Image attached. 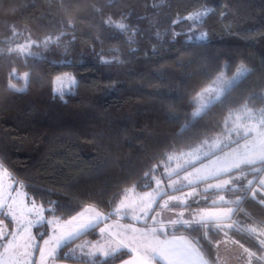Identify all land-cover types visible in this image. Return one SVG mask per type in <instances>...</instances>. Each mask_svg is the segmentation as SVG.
Masks as SVG:
<instances>
[{"label":"trees","instance_id":"obj_1","mask_svg":"<svg viewBox=\"0 0 264 264\" xmlns=\"http://www.w3.org/2000/svg\"><path fill=\"white\" fill-rule=\"evenodd\" d=\"M206 9L193 32L187 20L173 24ZM109 17L126 29L109 25ZM199 32L206 33L203 41L189 40ZM61 33L59 45L45 47L46 38ZM13 36L36 44L27 59L0 51V160L15 181L28 186V198L45 208L59 204L75 214L71 210H80L77 205L112 199L118 188L150 191L156 179L165 183L171 178L163 173L169 155L221 136L230 113L264 110V0H0V41ZM241 64L249 71L192 118L189 100L221 71L231 76ZM25 72L30 73L27 82L20 76ZM65 74L74 85L61 98L54 82ZM172 81L176 87L171 91ZM10 82L25 91L10 89ZM262 175L245 168L233 191L202 192L203 199L190 197L187 207L178 208L233 207L223 231L213 228L211 244L201 240L203 247L197 246L210 263H216V243L227 236L257 253L254 264H264L258 238L247 230L250 225L264 229V205L241 187L252 178L258 187ZM214 180L170 193L200 192ZM219 195L228 203L212 205ZM46 230L43 224L34 227L38 242ZM201 234L183 232L188 240H200ZM98 238L95 229L76 243ZM122 251V258L130 255ZM59 261L90 264L91 258ZM119 262L113 258L109 264Z\"/></svg>","mask_w":264,"mask_h":264},{"label":"snow or ice","instance_id":"obj_2","mask_svg":"<svg viewBox=\"0 0 264 264\" xmlns=\"http://www.w3.org/2000/svg\"><path fill=\"white\" fill-rule=\"evenodd\" d=\"M204 15L206 12L190 13L186 17H180L173 21V24H182L187 20L192 21V24L195 25ZM107 23L121 30L126 29V25L122 21L114 22L111 17ZM63 36L64 33L56 36L55 39L48 37L43 41V44L45 47L49 44L59 45ZM197 39L203 41L205 35L202 33ZM34 44L35 42L32 41L28 45H17L15 51L23 55L25 59L33 57L34 54L31 51H25V48ZM10 51L12 50L10 49ZM113 62L118 61L102 60V63ZM248 71L249 69L243 64L236 68L235 74L231 78H224V73L221 71L215 79L211 80L212 85L219 84V87H206L203 91L215 94V98L219 100ZM10 75L14 76L15 73ZM29 77L30 73L25 72L23 78L26 82ZM209 77L211 78V74ZM60 79V77L57 78V80ZM9 88L16 92L25 91V88H17L11 82ZM54 91L62 98L63 93L60 89ZM201 95L203 93L190 99L188 106L193 107ZM201 111L202 108L197 109L191 113V116H199ZM173 119H179V117L174 116ZM185 119L188 117L185 116ZM253 134L254 138L249 142L248 137ZM243 139L245 140L243 145L236 142L237 146L232 149L229 161L219 163L212 171L201 173L200 169L195 170L196 180L215 179L217 181L215 184L209 183L205 192L208 190H214L217 193L233 191L231 186L243 178L245 168L250 169L253 173H264V119L260 121L259 130L248 129ZM233 171L240 175L233 176ZM192 175L193 173L189 172L184 177L188 181V185L194 183L192 179H189ZM4 176L19 184V188H14L13 184L3 180ZM225 176L228 178L224 179ZM155 183V189L141 192L136 199H129L128 191L118 188L112 199L98 198L94 204L77 205L80 210L73 208L71 211L75 214H70L65 212L59 204L45 208L44 204H38L34 197L29 199V193L24 191L28 186L21 181H15L4 162L0 160V211H2V216H0V264H57V261L61 259L80 260L81 257L91 258L90 264H101V260L103 264H109L110 259L113 258L120 259V264H207L197 246L201 245V240L211 244L209 233L213 228L217 233L223 231L221 225L228 218L232 209H198L189 213L188 218H185L184 211H179L174 216L165 215L162 217L161 214L165 210L174 212L177 204L187 207L186 198L167 195L160 187L161 181L156 179ZM176 183L177 181L170 180L169 186H174ZM247 184L248 187L241 186L244 192L251 193L253 200H258L259 204L264 205V178L259 179L258 187L253 186L252 180H248ZM121 192H123L122 198H120ZM162 193L167 195V199H163ZM187 195L192 196L194 193ZM157 197H161L163 202L158 204ZM240 198L242 197H238V199ZM88 199L92 200L93 197L89 196ZM218 200L221 203H228L224 195H219ZM211 203L216 205L217 200L212 199ZM153 205H157L159 211L154 209ZM104 208L112 210L104 211ZM46 212L49 213L47 218L45 217ZM122 213L124 215L131 213V219L143 222L144 226L108 223L113 216L122 218ZM150 213L153 214L150 215ZM4 217L11 218V225L5 222ZM149 220L151 224L148 223ZM37 224H43L47 229L39 233L42 244L37 241L36 235L32 232ZM227 227L230 228L231 225H227ZM120 228L124 230L123 233L114 230ZM95 229H98V235L101 238L107 236V240L104 242L88 240L76 243L77 240ZM184 231H188L190 235L202 233L200 240H188L183 235ZM256 231V228L251 229L253 234ZM177 232H181V235L178 236ZM260 236L264 237V230L260 232ZM233 243L239 244L248 257L247 264H252V260L257 258V253L249 247H245L244 243L240 241ZM201 247L203 246L201 245ZM64 249L67 251H63ZM125 249L131 253L129 258H122L126 255L122 251ZM258 250L264 252V238L258 239ZM37 253L38 259L35 258Z\"/></svg>","mask_w":264,"mask_h":264},{"label":"rangeland","instance_id":"obj_3","mask_svg":"<svg viewBox=\"0 0 264 264\" xmlns=\"http://www.w3.org/2000/svg\"><path fill=\"white\" fill-rule=\"evenodd\" d=\"M198 12H206V15H207L209 10L206 9V10H201ZM195 13L196 12L191 13V14H195ZM206 15H204L202 17V19ZM201 20L198 21L196 24L201 22ZM189 22L191 24V29L189 30V32H193V30H195L196 24L193 25L192 21H189ZM202 33L205 35V38H206V33L199 32V33H195L194 35H190L189 40H198L197 37L200 36ZM30 42H32V41L24 40L20 36H13V37H10L8 39L0 41V51L4 50L7 52H16L15 49L17 48V45H28ZM32 46L26 47L25 51H31ZM10 49L12 51H10ZM168 74L171 75L173 78V73L168 72ZM234 74H235V72H234ZM234 74H232L231 76L224 75V78H231ZM20 76L23 78L24 74H22ZM59 77L61 78L60 80H57L58 77L55 79L54 89H60L61 92L70 90L72 88V86L74 85L73 77L68 75V74L67 75L66 74L61 75ZM175 87H176V84L173 83V81H172L170 83L169 90L172 91L175 89ZM206 87H219V84L212 85V83H209L204 88H206ZM204 88L201 89L195 95V96H198V95L203 93V95L200 96V99L194 105L192 112L196 111L197 109L202 108V111H201V113H202L208 106H210L212 103H214L217 100L215 98V94L204 93V91H203ZM192 118H195V117H192ZM261 119H264V110L253 111L250 109L243 108L238 112L230 113L226 117L225 121H227V122H225V131L221 136H219L218 138H216L212 141H205L204 143H202L200 146L194 148L193 150L181 153L179 155H169L168 156L167 161L165 163V167L163 169L164 170L163 173L166 177H169L170 175H174V174L178 175L175 178L171 179L173 181H177V183L174 186L170 187L169 186L170 182L166 183V184L161 182L160 187L162 186L164 191L166 189H170V191H172L173 187L182 188L188 183V181L184 179V177L187 175V173H189V172L193 173V175L191 177H189V179L196 180V176H197V173L195 171L196 169H200L201 173H204L207 171L214 170L215 167L223 161H225V162L229 161L230 160V154L232 153V149L236 148V146H237L236 142L238 141V143L240 145H243L245 143V140L243 139V137L245 136L246 131L248 129L253 130V131H255V129L259 130V125H260ZM253 138H254V134H253V136H249L248 137L249 142H251V140ZM223 148H224V150H222ZM207 157H210L209 161L204 162L203 165H202L203 162L202 163L200 162L194 169H192V170L190 169L189 171H186V170H188V169H186L187 167H189V166L193 165L194 163H196V162H198L204 158H207ZM2 178L7 183L13 184L14 188H17V189L19 188V185H16L14 183V181L9 180L7 176H4ZM261 178H264V175H262L259 179H261ZM250 180L254 181V178H252ZM133 192H135V191L132 189L129 190L128 196L130 197L133 194ZM13 194H15V193H13ZM225 200L228 201L227 199H225ZM217 202L221 203L219 200ZM175 214L176 213L163 212L161 215L163 217L165 215L174 216ZM186 214H187V212L185 213V216H186ZM0 216H2V211H0ZM185 218H187V217H185ZM4 219H5L6 223L11 225V218L10 217H4ZM38 225H40V224H37L36 226H38ZM252 228H256L257 231L254 235L258 239L264 238V237L260 236V232L264 229L259 228L258 226H255V225H250L247 227V230H249V232H251ZM33 229H32V232H33ZM228 241L231 243L234 242V240H231L230 238L225 236L222 240L218 241L219 243L218 242L216 243L218 252L221 251L222 255L227 254V257L228 258L230 257L229 259L231 260V262L233 264H247L248 257L246 254H244L243 249H241L239 247V244L233 243L238 250L232 251V253H229L231 248L230 249L227 248V245H228L227 242ZM223 242H226V243L222 244ZM41 244H42V242H41ZM217 244H220V246ZM35 258L38 259V253L36 254ZM254 260H256V259L252 260V264H254ZM263 260H264V257H263ZM226 262H228V261L226 260Z\"/></svg>","mask_w":264,"mask_h":264},{"label":"crops","instance_id":"obj_4","mask_svg":"<svg viewBox=\"0 0 264 264\" xmlns=\"http://www.w3.org/2000/svg\"><path fill=\"white\" fill-rule=\"evenodd\" d=\"M207 161H209V159L207 160ZM204 164V162L202 163V165ZM195 167H193V168H191V170L192 169H194ZM190 169H188V170H186V171H189ZM175 175V174H174ZM170 175L169 177H171L168 181H166L165 183L162 181V179H159L162 183H164V184H166V183H169L170 182V180L171 179H173V178H175L176 176H178V175ZM172 176H174V177H172ZM224 179H226V178H224ZM209 180V179H208ZM194 181V183L193 184H197V183H199V182H204V181H207V180H193ZM217 181L216 180H214V181H212V182H207V183H205V184H203L202 186H201V190L202 191H200V192H195V191H193V190H187V191H182V192H174V193H170V192H173L174 190H176V189H178V188H175V187H173V189H172V191H170V189H166L165 191H164V193H166L167 195H175V196H179V197H182V198H186V203L188 202V200H189V198L190 197H196V199H203V197H202V192H205V189L208 187V184L209 183H211V184H215ZM192 184V185H193ZM186 186H189L188 185V183L184 186V187H186ZM183 187V188H184ZM156 188V183L154 184V187H153V189H155ZM161 188H162V186H161ZM152 189V190H153ZM152 190H150V191H152ZM129 191V190H128ZM209 191H211V190H208L207 192H209ZM162 194V196H163V199H167V195H165V194ZM188 193H194V195H192V196H188L187 194ZM140 194V192H133V194L129 197V199H136L137 197H138V195ZM216 200L218 201V197L216 198ZM157 201H158V204L159 203H162V199H161V197H157ZM217 204H225V203H218L217 202ZM181 205H179V204H177L176 205V208H175V211L174 212H167V210H165V212H167V213H176V212H178V211H184L185 213L187 212V214H186V216L185 217H189V213H193V212H195V211H197L198 209H195V210H192V211H188V210H186V209H178L179 207H180ZM153 207H154V209H156L157 211H159V208H158V206L157 205H153ZM211 208H231L232 209V211H231V213H229V215H228V218L227 219H225L224 221H223V223H222V225H226L227 224V221L230 219V217L232 216V214H233V207H231V206H224V207H211ZM200 209H208V208H200ZM153 213H150V215H152ZM121 216H122V218H118V217H115V216H113V218L111 219V220H109L108 221V223H110V224H119V225H127V224H133V225H135L136 227H143L144 226V223L143 222H137V221H134V220H132L131 219V213H129L128 215H124L123 213L121 214ZM148 223L149 224H151V221L149 220L148 221ZM114 230H119V231H121L122 233H123V229L122 228H120V229H114ZM179 236V235H178ZM98 240H101L102 242H104V240H107V236H105L104 238H101L100 236H99V238H98ZM80 243H82V242H80ZM219 243V242H218ZM224 243H226V242H223L222 244H224ZM227 248H231L230 249V252L229 253H232V251H237L238 249L236 248V246L233 244V243H231V242H227ZM217 245H219L220 246V244H217ZM216 248H217V246H216ZM233 248V249H232ZM126 250V249H125ZM202 255V254H201ZM131 256V253H130V255L127 257V258H129ZM202 257H203V259L205 260V261H207V264H212V263H210L203 255H202ZM230 258V257H229ZM228 257H227V254H224V255H222V252L220 251V252H218V250H217V254H216V263L215 264H233L232 262H231V260L229 259ZM226 260L228 261V262H226ZM231 262V263H230ZM236 263V262H235ZM57 264H88V263H80V262H75V263H69V262H61V261H57ZM118 264H120V262L118 263Z\"/></svg>","mask_w":264,"mask_h":264}]
</instances>
